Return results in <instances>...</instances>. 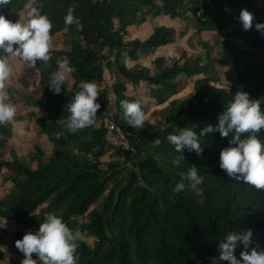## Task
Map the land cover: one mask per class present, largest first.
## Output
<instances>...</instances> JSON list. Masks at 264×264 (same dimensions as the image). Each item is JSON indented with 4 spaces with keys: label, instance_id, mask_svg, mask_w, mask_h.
I'll return each instance as SVG.
<instances>
[{
    "label": "trees",
    "instance_id": "obj_1",
    "mask_svg": "<svg viewBox=\"0 0 264 264\" xmlns=\"http://www.w3.org/2000/svg\"><path fill=\"white\" fill-rule=\"evenodd\" d=\"M191 12L199 32L220 33L232 28V34L245 37L257 22H264V8L254 0H190ZM29 0H10L3 14L11 22L22 20ZM47 13L52 22L51 39L57 34L70 38L69 50L51 49L47 62L37 61L34 79L42 88L45 100L43 115L35 118L38 134L52 145L46 160L43 146L36 144L24 159L19 152L0 155V186L2 175L10 191L0 197V227L12 221L16 228L13 246L17 259L8 258L0 247V264H21L24 258L15 246L23 235L38 230L45 214L55 212L73 230L79 228L84 240L79 243L78 264H210L219 257L218 245L230 231L252 230L253 244L264 248V189L236 181L220 168V151L228 146L229 137L217 131L200 139L203 153L183 149L184 161L176 167L172 160L180 155L167 137L178 134L180 128H192L197 133L207 124L218 123V114L237 91L260 99L264 111V68L250 53L233 47L226 50L233 61L234 81L229 89L214 86L213 59L206 43L201 56L172 60L154 59L156 71L139 64L142 57L153 56L176 40V28L157 26L145 40H126L129 28L146 22L149 17L166 15L172 20L185 18V0H31ZM254 15L253 27L244 30L239 20L241 9ZM71 10L83 25H66L64 16ZM229 47V46H228ZM227 48V47H226ZM67 56L75 71L70 88L62 86L60 94L48 88L50 73L57 70V59ZM134 62L130 66L127 61ZM206 61V64L203 63ZM26 64V62H24ZM27 65V64H26ZM28 66V65H27ZM30 67V66H29ZM108 74L115 78L107 84ZM192 98L171 101L177 95L182 78H194ZM38 76V77H37ZM81 80L95 81L102 91L97 97L94 125L75 133L59 121L66 118L67 104L78 91ZM146 83L165 117L161 127L149 130L134 128L127 123L120 102L135 101L127 95L129 86ZM18 99L19 91H14ZM145 116L147 106L139 100ZM27 105L41 106L40 100L28 96ZM110 116L122 129L133 150L110 146L105 138L103 119ZM12 135L7 122L0 124V149ZM34 135V134H33ZM33 135L30 137L32 142ZM248 133L242 134L247 136ZM264 142V128L257 133ZM159 145H155L154 141ZM9 151V150H8ZM20 153V154H19ZM118 160L104 162L109 154ZM36 163V167H32ZM191 165L198 168L199 184L184 181L185 187L174 192L181 173ZM101 201L100 208L92 207ZM86 238H93L89 245ZM243 245L238 242L235 254ZM36 259V254L33 253ZM218 264H228L218 260Z\"/></svg>",
    "mask_w": 264,
    "mask_h": 264
},
{
    "label": "clouds",
    "instance_id": "obj_2",
    "mask_svg": "<svg viewBox=\"0 0 264 264\" xmlns=\"http://www.w3.org/2000/svg\"><path fill=\"white\" fill-rule=\"evenodd\" d=\"M10 0H0V124L11 121L16 113V106L7 102L8 93L4 91L5 83L13 72L9 63L10 58H19L30 67H36L37 61L47 62L50 59L52 42L50 31L52 22L47 13L33 4L31 0L24 5L27 9V19L11 22L3 14V8ZM239 20L244 30L253 27L254 15L248 9H241ZM66 25L75 24L77 30L83 25L71 10L64 16ZM255 28L264 35V22H257ZM57 70L50 73L48 88L54 94H60L62 86L66 87L69 75L75 71L67 56L58 58ZM67 104L66 118L59 119L60 123L70 132L94 125L97 110L101 104L97 97L103 90L95 81L81 80ZM127 123L134 128H142L145 113L139 100L120 102ZM264 128V111L261 110L260 99H251L249 93L237 91L233 98L224 104V110L218 114V123L207 124L199 133L192 128H180L178 134H169L167 139L180 153L172 160L173 166L178 167L184 161L183 149L203 153L200 139L206 134L219 132L222 137H231L228 146L220 151V168L236 181L250 184L257 189H264V142L257 133ZM248 133L247 136L242 134ZM181 180L175 184L174 192L185 187L184 181L199 184L201 176L198 168L191 165L187 173H181ZM252 230L230 231L220 240L219 257H212L210 264H218V260L228 264H264V248L258 243L253 244ZM79 228L71 229L63 218L55 212L45 214L35 232H26L21 239L15 241L16 248L23 253L21 264H78L77 248L84 240ZM238 242L243 245L239 258L235 254ZM36 254V259L33 258Z\"/></svg>",
    "mask_w": 264,
    "mask_h": 264
},
{
    "label": "rangeland",
    "instance_id": "obj_3",
    "mask_svg": "<svg viewBox=\"0 0 264 264\" xmlns=\"http://www.w3.org/2000/svg\"><path fill=\"white\" fill-rule=\"evenodd\" d=\"M256 5L259 8H264V0H254ZM191 1L185 0L184 7V16L185 18H176L172 20L166 15H161L159 17H149V19L142 23L135 25L129 28V35L126 37V40H134L141 39L145 40L151 36L154 29L157 26H172L176 28V40L174 43L167 47H163L160 51L155 53L153 56L144 58L140 60L139 64L144 67L149 68L153 73L156 71L154 59L159 56H164L166 58V65L170 66L172 60H179L181 62L185 61L184 58H195L196 56H201L203 59L206 56V50L203 48L201 43H206L208 45V49L211 52V57L213 59L214 66V77L217 81L212 84L217 87L227 88L229 89L232 82L234 81V72H233V59L232 56L225 54L226 50L229 48H239L242 51L248 52L251 56L255 57L258 60V63L264 68V35L261 34L258 30H253L248 33L245 37H237L232 34V28H229L220 33H209V32H199L197 29L196 22L193 20L195 18V12L190 11ZM24 18L27 19V11L24 13ZM24 19V20H25ZM65 34H57L52 39V49L57 50H69V43L66 42L70 38ZM229 46V47H228ZM227 47V48H226ZM127 61V60H126ZM127 63L132 66L134 62L127 61ZM206 64V61H203ZM11 66L15 70H22L20 65L18 64V58L11 60ZM38 77V76H37ZM203 75L194 78H182V84L179 87V93L173 96L170 99L171 101L184 100L188 98H192L196 92L194 91L195 81L203 78ZM115 78L113 75L108 74L107 84H113ZM67 88H70V77L68 79V83L66 85ZM146 83H141L139 86H129V91L127 95L137 98L143 102V105L147 106L148 114L145 116L144 126L140 128L141 130H149L152 126L161 127L164 123V115L162 110L166 108L167 103L164 105H158L155 101L154 96L151 93V89ZM18 116V115H17ZM15 116V117H17ZM42 116V113L40 114ZM21 120L22 116H19ZM23 117H26L23 115ZM38 117L35 113H32L29 116V122L27 125L22 126L21 123H18L17 130H15V138L18 140L17 143L12 141V136L9 137L6 147L4 149H0V155L4 152L6 158H9V152H18L15 147L13 148L12 143L18 144L21 142L22 152L19 155V159L21 156H28L30 151H33V146L36 144H40L43 146V149L46 152V160L50 157L52 153V145L48 142L45 136H41L38 134V126L35 123V118ZM13 128H11L12 130ZM34 134V135H33ZM33 135L32 142L30 141V137ZM155 145H159L158 141H154ZM9 150V151H8ZM30 150V151H29ZM20 154V153H19ZM109 153L105 155L102 160L104 162H112L118 160L117 156L111 155ZM32 167H36V163H32ZM10 173L7 171L2 175L3 184L0 186V197L6 195L7 192L10 191V183L7 178H9ZM101 201L96 203L92 209L100 208ZM15 224L12 221H5L4 225L0 227V247L7 251V257L17 259L16 252L13 246V237L15 231ZM86 241L89 245L93 244V238H86Z\"/></svg>",
    "mask_w": 264,
    "mask_h": 264
},
{
    "label": "crops",
    "instance_id": "obj_4",
    "mask_svg": "<svg viewBox=\"0 0 264 264\" xmlns=\"http://www.w3.org/2000/svg\"><path fill=\"white\" fill-rule=\"evenodd\" d=\"M24 19L25 18L23 14V18L21 21H23ZM14 59L15 58L9 59L10 65H12L11 60H14ZM18 64L20 65L22 70L17 71L13 68V72L4 86V91L8 93L7 102L12 103L16 106V113L14 115V118L11 121L7 122V125H10L11 128H13L12 129L13 136L11 135L12 136L11 140L15 141L16 143L18 140L14 136H15V130H17V127H18L17 124L21 123V126H19L20 128L22 126L24 127V125H27L29 122V116L32 113H35L36 115H38V117L40 116L41 113L43 115L42 106L45 100V95H44L42 88L38 84V81H37L38 79L35 80L33 78L36 71L33 68L27 66L19 58H18ZM70 83H71V77H70ZM16 90L19 91V97L18 99H15L16 102H14V98L16 96V94H14V91ZM30 94L31 96L40 100L41 106L35 107V106L26 104L27 98ZM23 115H25L26 117H23ZM19 116H22L21 120H18V118L20 119ZM16 143H12V146L13 148L15 147V149L19 152V149L21 148V144H20L21 142H18V144ZM21 158L24 159L23 156H21Z\"/></svg>",
    "mask_w": 264,
    "mask_h": 264
},
{
    "label": "built area",
    "instance_id": "obj_5",
    "mask_svg": "<svg viewBox=\"0 0 264 264\" xmlns=\"http://www.w3.org/2000/svg\"><path fill=\"white\" fill-rule=\"evenodd\" d=\"M103 123L106 130L105 138L110 146L133 150L129 145L128 138L125 133L110 116H106L103 119Z\"/></svg>",
    "mask_w": 264,
    "mask_h": 264
}]
</instances>
